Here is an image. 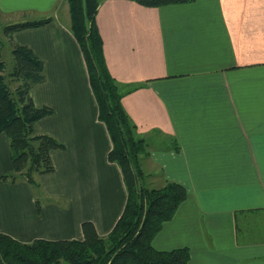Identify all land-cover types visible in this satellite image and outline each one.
<instances>
[{
  "label": "crops",
  "instance_id": "1",
  "mask_svg": "<svg viewBox=\"0 0 264 264\" xmlns=\"http://www.w3.org/2000/svg\"><path fill=\"white\" fill-rule=\"evenodd\" d=\"M0 16L5 26L52 19L5 45L8 54L18 44L43 60L45 80L29 94L35 107L53 112L35 133L63 145L51 152L53 170L35 175L34 186L1 178L12 167L9 140L0 133V234L26 244L82 240V224L90 222L105 237L127 190L108 160L111 140L98 119L68 2L0 0ZM96 25L122 106L146 144L144 188L171 181L187 193L152 246L188 248L187 264H264V0L162 7L99 0Z\"/></svg>",
  "mask_w": 264,
  "mask_h": 264
},
{
  "label": "trees",
  "instance_id": "2",
  "mask_svg": "<svg viewBox=\"0 0 264 264\" xmlns=\"http://www.w3.org/2000/svg\"><path fill=\"white\" fill-rule=\"evenodd\" d=\"M146 7L190 3L194 0H134ZM71 31L83 56L88 80L98 107V119L105 124L111 140L108 160L118 165L127 190L124 210L113 229L100 237L92 223L82 224V240H35L21 243L0 234V257L4 264H187L186 247L170 251L156 250L151 242L163 224L185 200V188L165 181L158 188L138 185L144 176L140 156L146 151L144 139L122 106L124 93L109 73L103 43L96 25L99 0H67ZM51 18L7 25L5 35L42 27ZM12 42V41H11ZM13 65L5 75L0 47V133L9 140L12 170L1 178L17 177L36 186L35 175L53 170L51 152L63 145L48 135L35 133L36 123L51 114L49 107L34 106L30 89L45 80L44 62L26 46L12 44ZM17 83L14 90L7 82ZM138 87V86H137Z\"/></svg>",
  "mask_w": 264,
  "mask_h": 264
},
{
  "label": "rangeland",
  "instance_id": "3",
  "mask_svg": "<svg viewBox=\"0 0 264 264\" xmlns=\"http://www.w3.org/2000/svg\"><path fill=\"white\" fill-rule=\"evenodd\" d=\"M5 19L3 17L0 16V47L2 48V53H3V61H4V64L6 66V71L4 72L5 75L8 71L11 70L12 68V65H13V60H12V56L11 54H8L6 51H7V48H6V45L5 43L7 42L6 39L8 41H10L11 39L5 35V32H4V28L6 27L5 25H3V21ZM4 41V42H2ZM11 42V41H10ZM7 82L10 86V89L11 90H14V88L17 86V83H15L13 80H8L7 79ZM138 185L141 186V187H144L143 184H142V180L140 179L138 181Z\"/></svg>",
  "mask_w": 264,
  "mask_h": 264
}]
</instances>
